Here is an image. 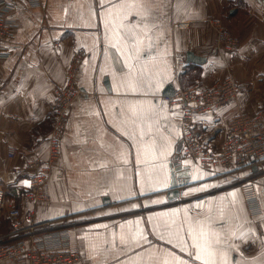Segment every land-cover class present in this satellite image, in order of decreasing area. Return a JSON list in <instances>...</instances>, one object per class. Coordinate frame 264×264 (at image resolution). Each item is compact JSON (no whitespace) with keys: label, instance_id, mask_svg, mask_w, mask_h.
Listing matches in <instances>:
<instances>
[{"label":"crops","instance_id":"crops-1","mask_svg":"<svg viewBox=\"0 0 264 264\" xmlns=\"http://www.w3.org/2000/svg\"><path fill=\"white\" fill-rule=\"evenodd\" d=\"M7 2L17 28L1 44L11 56L0 59V187L22 207L24 224L37 232L69 228L82 264H203L177 245L195 252L192 236L203 244L209 225L228 241L217 246L228 264H264V215L251 218L240 189L252 179L264 208V165L226 172L183 158L181 109L166 99L171 85L231 77L244 88L237 101L201 119L226 126L235 112L264 108V0H146L158 14L148 36L136 15L144 12L130 0ZM221 27L239 39L236 50L217 46ZM125 29L142 39L138 59L129 56ZM80 49L85 94L70 112L49 200L34 206L24 198L29 164L48 157L54 89ZM188 52L206 62H188ZM175 163L189 179L170 198ZM11 229L0 215V237ZM215 260L223 264L219 253Z\"/></svg>","mask_w":264,"mask_h":264},{"label":"built area","instance_id":"built-area-1","mask_svg":"<svg viewBox=\"0 0 264 264\" xmlns=\"http://www.w3.org/2000/svg\"><path fill=\"white\" fill-rule=\"evenodd\" d=\"M28 1L36 5L40 3V0ZM5 8L7 11L11 9L7 0H0V59L11 56L10 50L1 44L9 41L17 28V24L6 17ZM188 25L186 22L179 24L181 28ZM217 46L234 51L239 46V39L221 27ZM85 56L83 49L75 53L66 70L65 84L54 89V122L48 137L49 154L46 160L30 162L33 173L30 186L24 191V198L34 206L49 200L48 180L61 158L70 112L85 94L80 83ZM243 89L236 80L226 77L210 85L201 82L178 85L173 95L166 96L181 109L183 158L192 159L205 170L222 169L226 172L257 170L264 165V108L254 113L235 112L227 119L226 126L219 120L209 124L201 119L229 107L237 101ZM10 154L13 156L14 152ZM240 189L251 218H261L264 208L256 183L246 178L240 184ZM34 213L35 210H31L29 215L34 216ZM0 215H5L12 228L0 237V264H82V254L75 247L69 228L37 232L36 224L25 225L22 207L13 205L2 187Z\"/></svg>","mask_w":264,"mask_h":264},{"label":"snow or ice","instance_id":"snow-or-ice-1","mask_svg":"<svg viewBox=\"0 0 264 264\" xmlns=\"http://www.w3.org/2000/svg\"><path fill=\"white\" fill-rule=\"evenodd\" d=\"M149 3H156V0H147ZM130 3L133 7L139 5L142 11L144 12L143 15L140 13H136V15L140 16L141 24L143 25L144 35L148 36L150 31V24H154L155 19H158V14L150 9H147L145 7L146 0H130ZM123 27V25H121ZM129 36L127 38V43L130 45L132 51L129 53V56L131 58H139L140 56V49L139 45L142 43V39L139 35L136 34L134 29H125ZM123 55V53H121ZM128 63V61H126ZM129 67L131 65L129 64ZM127 134V133H125ZM143 131H141V136H143ZM103 166V165H101ZM24 183L27 185L28 182L24 181ZM30 186V185H29ZM205 190V189H201ZM230 195L235 198L236 193H230ZM223 199V198H221ZM197 208L202 207L201 204L196 205ZM179 211V210H177ZM234 235V234H233ZM200 236L204 239V243H198V237L192 236L193 244L192 247L196 249L195 252H192L189 250L187 244H184L183 246L177 245V247L180 248L181 252H186L188 256L192 257L193 260L196 261H203V264H216L215 257L217 253L223 258V264H228L227 260V252L218 248L217 246L222 244H227V239H221L220 233L212 230L211 225H209L208 229L205 230L204 228L201 229ZM163 237L161 236V239ZM133 243L139 245V234L137 236H134ZM243 239V236L241 237ZM171 243V241H169ZM229 247H232V245H229ZM179 264H189L188 261H185L184 259L179 260Z\"/></svg>","mask_w":264,"mask_h":264},{"label":"water","instance_id":"water-1","mask_svg":"<svg viewBox=\"0 0 264 264\" xmlns=\"http://www.w3.org/2000/svg\"><path fill=\"white\" fill-rule=\"evenodd\" d=\"M187 61L197 64H203L204 62H206V58L196 56L194 52H188ZM169 88L170 89L168 92H166V95H173L175 88L173 87V85H171ZM182 168L183 166L180 163H175L171 167V183L168 192L169 195H171L170 198H177L180 194V188L184 187L188 183L189 173L188 172L180 173L179 171ZM254 170H256V168Z\"/></svg>","mask_w":264,"mask_h":264},{"label":"rangeland","instance_id":"rangeland-1","mask_svg":"<svg viewBox=\"0 0 264 264\" xmlns=\"http://www.w3.org/2000/svg\"><path fill=\"white\" fill-rule=\"evenodd\" d=\"M181 74V72H179ZM186 84V83H185Z\"/></svg>","mask_w":264,"mask_h":264}]
</instances>
